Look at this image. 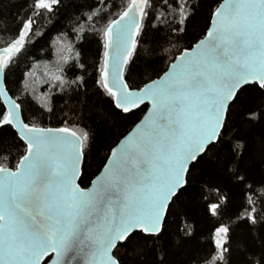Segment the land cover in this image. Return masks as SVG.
Listing matches in <instances>:
<instances>
[{
    "label": "snow or ice",
    "instance_id": "1",
    "mask_svg": "<svg viewBox=\"0 0 264 264\" xmlns=\"http://www.w3.org/2000/svg\"><path fill=\"white\" fill-rule=\"evenodd\" d=\"M0 41V264H264V0H0Z\"/></svg>",
    "mask_w": 264,
    "mask_h": 264
},
{
    "label": "trees",
    "instance_id": "2",
    "mask_svg": "<svg viewBox=\"0 0 264 264\" xmlns=\"http://www.w3.org/2000/svg\"><path fill=\"white\" fill-rule=\"evenodd\" d=\"M0 42H2V41H0ZM91 51H92V53H93V56H94V58H95V53H96V51H97V49H96V44H95V41H93L92 42V45H91ZM38 91H42V89H40V88H38ZM225 184H226V181L224 182ZM233 192L236 194V196H237V202H238V191L237 190H235V189H233ZM213 193L210 191L209 192V196H211ZM198 226H199V228L201 229V230H203V231H207V229H209V228H211V223L210 222H208L206 219H204L203 217H202V215L198 218Z\"/></svg>",
    "mask_w": 264,
    "mask_h": 264
}]
</instances>
